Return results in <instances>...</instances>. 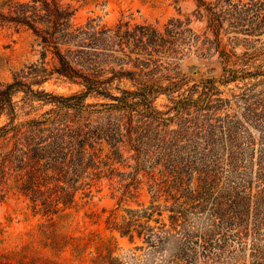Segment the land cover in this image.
<instances>
[{"label": "rangeland", "instance_id": "374dc122", "mask_svg": "<svg viewBox=\"0 0 264 264\" xmlns=\"http://www.w3.org/2000/svg\"><path fill=\"white\" fill-rule=\"evenodd\" d=\"M29 1L0 0V264H107L108 249L100 241H89L80 248L49 237V214L44 207L38 208L40 204L36 207L33 199L37 196L39 203L50 199L55 185L65 189L58 194L70 191L75 196L71 224L65 232L111 237L112 255L120 256L122 264H169L181 240L175 231L172 236L158 227L150 243L107 228L110 211L135 182H140L139 189L127 194L132 201L124 207L150 205L152 171L160 179L171 165L183 168L188 185L193 175H200L198 171L211 175L213 189L207 201L181 209L186 230L205 225L217 200L242 193L248 184L253 193L264 195V180L260 179L262 172L264 175V36L235 33L228 27V23L264 21V0H60L64 7L74 9L73 28L90 23L103 29L131 20L132 26L150 24L164 30L170 19H190L175 30L181 34L167 37L174 41L167 44L172 49L159 48L163 52L153 56L133 55L130 63L122 61L121 49L127 50V46L120 37L100 33L94 41L80 33L70 44L59 45L63 54L70 49L67 55L80 61L73 62L74 66L99 71L98 85L115 95L145 85L164 87L153 94L152 106L159 112L153 120L143 114V105H134L137 97L124 102L91 95L79 111L62 107V97L72 96L82 87L56 75L36 82L40 70L50 69L56 62L52 46L11 20L16 16L12 9ZM201 4L213 6L216 13L223 11L220 15L228 33L223 30L222 39L227 54L217 52L216 44L211 43L207 23L198 18ZM234 35L247 41L234 46L228 41ZM92 45L97 47L91 49ZM135 59L151 61L146 68ZM130 70L136 73L131 75ZM16 80L21 86L12 91L11 110L4 105L8 98L3 92ZM31 120H47L45 130L36 131L33 138L36 147L40 143L44 148L37 152L42 157V172L24 176L19 149L29 136ZM79 127L105 137L101 139L103 153L92 162L74 161L71 156L61 159L63 149L77 147L76 137L71 135ZM52 141L55 143L49 148ZM10 152L13 154L7 156ZM170 213L165 210L163 214L167 223ZM151 224L160 226L155 221Z\"/></svg>", "mask_w": 264, "mask_h": 264}, {"label": "trees", "instance_id": "16d2710c", "mask_svg": "<svg viewBox=\"0 0 264 264\" xmlns=\"http://www.w3.org/2000/svg\"><path fill=\"white\" fill-rule=\"evenodd\" d=\"M262 4L264 7V2ZM8 8L11 9L12 5H9ZM199 8L198 18L205 20L207 23V33L213 36L211 43L216 44L215 49L217 52L222 55L227 54L224 50L226 45L222 39L225 23L220 13H223V11L216 13L213 6L202 4ZM12 10H14L13 12L16 15L12 17V21L31 29L35 35L46 42V45H50L54 49L53 58L56 63L50 69L43 68L40 70L42 73L38 74L39 79L36 82L43 83L56 75L58 79L63 78L82 87L81 91L72 96L62 97V107L79 111L82 109V104L86 97L91 95L124 102H129L130 97H137L141 100L134 101V105H143V114L145 116L151 117L152 120L158 117L159 112L153 108L152 98L155 96L153 95L154 92L159 94L161 90H165L164 87L157 86V89H155V86L145 85L140 89L121 90L122 95H115L109 91V88H103L98 85L96 79L99 77V71L95 69L85 71L74 66L73 62L79 64L80 61H73L67 55L71 51L70 49H65V54H63L59 50V45L70 44L72 39L78 37L80 33L90 35L94 41L98 40L100 33L106 34L110 38L120 37L126 40L125 46H127V50H125L126 47L121 49L125 57L122 61L123 63H130L133 61V55L145 53L153 56L157 52H163V49H172L173 47H169L167 44H174V41L168 40L167 37L170 38L173 35L181 34L182 31L175 32V30L179 29L184 22L186 24L190 22L188 17L185 20L179 18L170 19L164 30L150 24H135L132 26L131 20L125 22L121 20L115 27L97 29L90 23H87L85 27L73 28L74 9H71V6L64 7L60 0H30L26 3H19L18 7ZM228 27L233 28L235 33L264 36V21L257 23H228ZM86 28L91 30H86ZM224 31L228 33L227 30ZM196 38L198 37L193 39L196 40ZM207 40L210 41L209 37ZM228 41L234 46H238L245 43L247 39H239L238 36L234 35L228 38ZM96 47V45L90 46L91 49ZM46 53L44 52L43 54L46 55ZM135 61H139L143 67L147 68L151 60L141 61L135 59ZM134 66L137 67L135 62ZM129 72L131 75L136 73L132 70ZM20 86L21 82L16 80L14 83L9 84L3 92L8 98L4 103L6 108L13 109L11 94L13 90L19 89ZM181 102L178 101V104ZM176 109L179 111L180 106L177 105ZM46 121H29L30 125L27 131L29 136L26 137L25 142L22 143V148L19 149L22 153L20 161L26 171L24 176H35V173L42 172V165L39 166L40 158L42 157L37 155V152L39 149L44 148H41L42 145L40 143H37L39 147H36L33 138L37 134L36 131L45 130L43 125ZM11 128L17 130V126ZM91 134L93 132L85 131L82 127L77 128L76 134L71 135L76 137L75 144L77 147H73L71 150L68 148L66 151L63 149L62 154L64 157L61 159L66 160L71 156L74 161L84 162L87 159L92 162L100 157L105 149V144L103 143L105 137L102 133ZM54 143V141L50 142L49 148ZM70 143L72 144V142ZM12 154L10 152L7 156ZM48 170L53 169L50 167ZM198 172L200 175L197 177L193 175L191 183L188 185L185 182V170L183 168L171 165L164 169L160 179H156L152 171L149 173V178L152 181L150 189L154 190V195L151 197L150 205L144 208L124 207V204L131 200L132 196L129 195L133 194L132 191L139 189L140 182H135L125 191L127 193H122L117 202L118 206L110 211L106 219L107 228L111 231H119L122 235L129 236L131 240L136 237L143 238L148 243H150V236L153 234L155 227L172 236L179 234L181 240L169 264H264V195L261 194V191L253 193V186L251 187L250 184L245 187L242 193L233 195L226 201L223 198L217 200L214 207L209 210L210 214H208L205 225L194 227V229H185L182 220L185 221L186 217L181 209L187 205L192 207L200 200L207 201L213 189L211 175L205 174L203 176L202 170ZM54 173L60 174L56 169H54ZM260 179L264 180L263 172ZM33 182L39 183V181ZM63 188L62 185H55L54 195L42 203H39L37 196L33 199L36 207L40 204L41 206L38 208L44 207L42 210L47 211L49 214L48 226L51 228V230H48L49 237L53 239L60 238V240H63L64 246L74 244V247L80 248L89 241H100V246L108 249L105 257L107 264H122L120 256L112 255L111 246L114 245V241L111 237L105 239L94 232L82 236H74L65 232L64 229L69 228L71 224L69 222L70 217H72L71 209L74 208L76 201L75 196L70 191H67L66 194H58V192H65ZM34 193L36 192L34 191ZM161 201L165 203L163 204ZM168 203L171 204L167 205ZM165 210L172 212L168 215L169 223L163 220ZM155 215H158V217H155ZM154 221L160 223V226L152 225L151 222Z\"/></svg>", "mask_w": 264, "mask_h": 264}]
</instances>
